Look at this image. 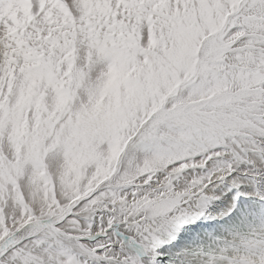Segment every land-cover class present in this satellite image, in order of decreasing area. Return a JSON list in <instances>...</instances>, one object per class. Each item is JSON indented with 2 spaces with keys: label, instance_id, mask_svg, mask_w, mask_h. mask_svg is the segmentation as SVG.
I'll return each instance as SVG.
<instances>
[{
  "label": "snow or ice",
  "instance_id": "6c2138e0",
  "mask_svg": "<svg viewBox=\"0 0 264 264\" xmlns=\"http://www.w3.org/2000/svg\"><path fill=\"white\" fill-rule=\"evenodd\" d=\"M0 264H264V0H0Z\"/></svg>",
  "mask_w": 264,
  "mask_h": 264
}]
</instances>
